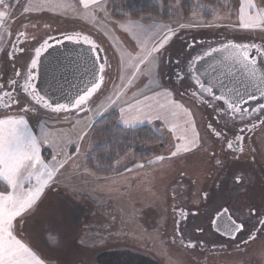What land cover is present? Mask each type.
Instances as JSON below:
<instances>
[{"label":"rangeland","instance_id":"374dc122","mask_svg":"<svg viewBox=\"0 0 264 264\" xmlns=\"http://www.w3.org/2000/svg\"><path fill=\"white\" fill-rule=\"evenodd\" d=\"M223 1L224 6L208 7L211 13L192 9L186 16L176 3L173 15L162 20L151 15L118 19L110 11L109 0L90 3L88 8L81 0H14L17 8L14 17L6 21L7 32L0 28V73L8 68L7 52L14 32L11 26L19 8L33 21L55 24V20H60L62 24L58 23V29L69 28L84 36L92 35L107 57L103 86L86 110L74 111L73 115L44 114L41 110L0 114V118L23 116L28 121L29 129L41 141V158L50 167L67 161L56 172L34 209L14 221L16 234L44 259L53 264H99V253L118 250L145 254L158 264H264V224L260 222L264 216V180L261 178L264 177V126L254 136L257 150L254 155L260 168V175L256 173V187L252 190L245 186L247 188L241 191L236 187L235 201L228 200V187L217 188L222 193L220 199L205 201L201 191L208 192L214 187L219 169L220 144L212 132L215 128L212 111L177 90L174 79L177 74L171 69L170 77L166 78V66H173L177 57L184 65L192 58L191 50L181 57L192 42L197 45L199 40L209 39L217 45L228 41L264 45V13H261L264 5L258 0ZM251 1L257 5L256 9L253 5L250 7ZM227 5H230L228 9ZM25 7L31 10L25 12ZM241 16L244 22L256 17V26L243 27ZM129 21L134 23L129 24ZM165 36L169 39L163 48L139 64L137 71L142 49L150 51ZM180 77L186 78L185 71ZM3 80L0 78L1 82ZM167 83L172 90L164 91ZM146 103L145 108L138 107ZM112 111L119 114V121L127 127L148 122L159 125V122L158 131L167 145L163 148L146 145L144 149L150 150L152 157L136 162L130 152L116 162L110 175L98 176L85 166L92 148L90 130L95 120ZM124 120L130 123L125 124ZM197 135L195 146L187 143ZM177 145L181 151L171 156ZM185 146L191 151H183ZM161 156L165 159L158 160ZM35 184L33 177L30 187ZM182 189H186L183 192L186 207L199 211L188 228L192 225L194 236L190 238H195L191 240L203 238V244L200 242L203 250L198 249L199 246L189 248L176 232L177 217L173 209L180 207L181 197L177 193ZM173 202H176L175 208ZM223 206L228 207L232 215L236 213V219H249L247 223L251 226V221H255L252 229L259 237L243 244L248 227L235 239L225 240L219 236L211 220ZM24 218L26 223L22 221ZM126 256H122L120 264H127Z\"/></svg>","mask_w":264,"mask_h":264},{"label":"flooded vegetation","instance_id":"af4514ba","mask_svg":"<svg viewBox=\"0 0 264 264\" xmlns=\"http://www.w3.org/2000/svg\"><path fill=\"white\" fill-rule=\"evenodd\" d=\"M11 7L14 9L17 8V6L14 5V0H11ZM21 8H19V12L17 11L18 15L16 19H13L11 28L14 30L13 32V40L10 42V46L7 52V60L8 65L7 69H4L3 72L0 73V78L4 79L2 82L0 81V114H17V113H31L36 111H42L46 113H68V114H74L75 112H78L80 108H85L89 105V100L92 99L96 94H98L100 91V88L103 86L104 76L105 72L107 70V60L105 58L106 53L101 46V44L95 40L91 36H87V40L85 45L92 49V55L90 57V60H94V65H98L100 71H101V77H103V80H101V77L98 79L96 84H99L100 87L96 90V92L93 93V95L82 105L74 106V100L72 99L69 102H66L68 100L63 99L60 100V96L51 97L49 96V92L47 87H44L43 89L40 88L38 81L34 78L36 74V70L38 69V66L42 73L45 72L44 68L47 66L46 64V58L48 59L50 56H52V48L54 49V46L52 44H60L61 42L64 43L66 40H68V44L72 46V51L74 52V29L64 28V29H58V23L62 24L60 20H55V24L51 23L48 24L45 21H39L40 24H38V21H33L31 17L28 15H24L22 13ZM14 17V15H13ZM68 37H72L69 39ZM184 36H182L183 38ZM55 39V42H52V40ZM48 41V48L44 51H42L41 56L39 58L38 64L35 69L32 70V79L29 81V83L32 85L28 89V92L26 93L23 90V85L28 79V71L30 68L31 59L35 58V49L40 47V45L45 41ZM183 41L184 38L182 39ZM60 41V43L58 42ZM199 40L197 45H195V42H192L189 46L187 45L188 52L186 53L183 51L181 53V57L187 56L186 54H189V51L191 50V56L192 58L188 60L186 65L180 64L181 60L177 57L175 59V64L173 66L165 65L166 66V78H169L170 76L168 73L170 72V69L173 71V73L177 74L174 76L177 90L182 94H187L188 98H192L193 100L197 101L199 105H202L209 110L212 111V120L214 123V129L216 131H221L225 133V138H218L215 135V140H217L220 144V148L218 150L219 155L217 156V161L220 163H217V167L219 168L216 172V182H213L214 187H212L208 192L201 191V195L204 198L205 201L211 200L214 198L216 201L220 199V195L222 194L221 191H219L217 188L222 189L223 187L229 189V193L227 195L228 200L231 198L232 201H235L236 195H237V188L239 187V191L241 189H245L248 186L252 190L256 187L255 183L257 178V174L260 172L259 163L255 158L254 153H257L256 145L254 142V136L257 131L260 130L261 127L264 126V104H258L256 106H253V102H245L246 100L240 101L239 103L235 104L238 106L241 111L240 112H232L228 109L227 104L225 103V99H217V97H214L211 94L210 88L207 86L202 85L201 83H197L198 79L194 78L193 72H192V61L200 56L206 53L208 50L217 47V46H223L224 44H214L215 42L209 39ZM88 44V45H87ZM239 45H247L244 42L243 43H235ZM255 44V43H254ZM251 45V44H250ZM258 45V44H256ZM180 50V48H178ZM175 50V49H174ZM9 53H12L13 55H9ZM45 56V57H44ZM58 59L60 60L61 57ZM169 62V61H168ZM43 68V69H42ZM91 69H93V66H90ZM89 69V67H88ZM19 72L20 75L17 76L16 72ZM182 71H185L186 78H181L180 75L182 74ZM5 72V73H4ZM103 74V75H102ZM15 80L16 84L12 85L9 83L10 80ZM184 81V85H182V80ZM169 80V79H167ZM33 88H35V91L39 90V92L44 91L40 96L44 98V101L48 104L52 105V108H45L43 106V102L41 104H36L35 100L32 99V97L29 95V93L32 92ZM164 91L167 89L172 90V88L169 86V84H165L163 87ZM174 90V89H173ZM175 91V90H174ZM5 93H9L10 95H5ZM6 96V97H5ZM57 99V100H56ZM14 100H18V103H14ZM54 100V101H53ZM228 101V100H227ZM230 102V101H229ZM72 103V105H71ZM58 105H64L65 107L59 111L55 112L52 109L56 108ZM25 107H27L29 110L25 111ZM211 128V127H210ZM213 132V129H212ZM214 134V132H213ZM238 137H242V139H237ZM227 141L233 142V148L229 149L227 147ZM223 156V159L221 157ZM260 175V174H259ZM240 177V183H236V178ZM261 178L264 180V177L261 176ZM215 180V179H214ZM264 183V182H263ZM264 187V184H263ZM186 189H182L178 196L181 197V200L178 201L180 203V207L177 209H173V213L176 215L177 219L174 224L176 228V232L178 234V237L181 241L185 243L186 246L189 244H192L194 246L189 247L192 249H195L196 246H199L198 249H204L203 246L200 244V242L203 244V238L194 239L191 240L190 236H194L192 234V225L188 228V223L190 221L194 220L192 217L195 214H199V211L195 209H188L186 207ZM174 194V193H173ZM210 201V202H211ZM225 202V201H224ZM176 202H173V207L175 208ZM223 208L228 207H221L217 212L221 211ZM229 209V208H228ZM231 213V211H230ZM252 213H255L252 211ZM215 213L213 215H216ZM232 215V213H231ZM191 216V217H190ZM234 218H236V213L232 215ZM197 217V216H196ZM175 218V217H174ZM212 218V220H213ZM211 220V225H212ZM237 221H240L243 223L244 228L242 231L247 228V232L245 233L246 238L242 241L243 244H246L249 242L250 236H258V232L255 231V229H252L254 222L251 224H248L247 221L249 219L243 220V218H237ZM264 221V216L261 217L260 222ZM182 224V225H181ZM180 225L183 228V232L180 230ZM188 229V230H186ZM186 230V231H185ZM199 232H202V229H198ZM241 231V232H242ZM218 234V233H217ZM223 239H228L223 237L222 235L218 234ZM239 235V234H238ZM173 238V235L171 236ZM197 238V237H196ZM237 238V237H236ZM190 239V240H189ZM245 247V246H244ZM243 247V248H244ZM197 249V248H196ZM206 262V261H205Z\"/></svg>","mask_w":264,"mask_h":264},{"label":"snow or ice","instance_id":"6c2138e0","mask_svg":"<svg viewBox=\"0 0 264 264\" xmlns=\"http://www.w3.org/2000/svg\"><path fill=\"white\" fill-rule=\"evenodd\" d=\"M81 3L85 8H88L90 3H98V0H81ZM30 10V7L24 8L25 12ZM261 13H264V9H261ZM13 14L14 9L11 7V0H0V28L4 29L5 32H7V28H5L6 21L10 19ZM256 19V17H249L248 21L244 22V17L241 16L242 26L245 28L255 27ZM128 23L133 24L134 22L129 21ZM0 38H2V34H0ZM68 38L71 39L72 37ZM168 39L169 37L165 36L164 40L154 46L150 51L145 52L142 49L136 65L137 71H139V64L145 63L148 57L152 56V53L158 52L160 48H163ZM85 40H87L86 37ZM48 46V41L45 40L40 47L35 49V58L31 59L28 79L23 85V90L26 93L28 89L32 87L29 83L33 78L32 70L36 68L42 51L46 50ZM248 47L247 45H236L232 43L223 46L224 49L234 50L232 55L238 62L245 68H249L252 74H255V60L250 58ZM213 51L219 50L213 49ZM9 55L11 56L13 54L9 53ZM101 71H103V69H101ZM16 75L19 76L20 73L17 71ZM133 76H135V73H133ZM101 80H103V77H101ZM9 83L15 85L16 81L13 79L10 80ZM197 83H199V81H197ZM99 87V84H94L84 95L76 99L74 106L84 104ZM5 95L10 94L5 93ZM29 95L35 100L36 104H41L43 102L45 108H52V105L45 102L44 98L35 91V88H33ZM222 98L223 97H217V99ZM13 102L18 103L19 101L14 100ZM225 103L232 112L241 111L234 103L227 100ZM64 107V105H58L52 110L59 112ZM24 110L27 111L29 109L25 107ZM124 123L128 124L130 121L124 120ZM209 127H211V125H209ZM213 132L216 137L225 138V133L216 131L215 129H213ZM237 139H242V137H238ZM187 143L195 146L198 143V135ZM227 147L232 149L233 142L227 141ZM180 151L181 147L177 145L176 151L172 152L171 156L178 155ZM183 151H191V148L185 146ZM55 159L56 157L53 156V161H55ZM157 159L163 160L165 157L161 156L157 157ZM66 162L67 161L60 163L58 167L55 165L50 167L44 162L41 158V141L38 140L37 136L29 129L28 121L23 116H6L0 118V181H3L7 186L4 191H0V264H44V261L36 255L31 247L17 238L14 221H16L17 217H22L24 213L34 209V206L40 200L45 188L53 181L56 172L59 168L63 167ZM217 163L220 162L217 161ZM140 167H143V165H140ZM33 177L36 179V184L26 189L25 182L27 181L28 184L31 185ZM236 183H240V177L236 178ZM8 188H10L11 191H8ZM224 216H228L231 222V231L238 232L243 229L244 225L242 223L238 224L231 219V216L228 215L227 208H223L221 211L217 212L216 219H220ZM216 219L213 220V224L216 223ZM261 223L264 224V221H261ZM249 239H255V236H250ZM188 246L192 247L194 245L189 244Z\"/></svg>","mask_w":264,"mask_h":264},{"label":"water","instance_id":"95a60500","mask_svg":"<svg viewBox=\"0 0 264 264\" xmlns=\"http://www.w3.org/2000/svg\"><path fill=\"white\" fill-rule=\"evenodd\" d=\"M85 37L82 34L74 33V52L71 50L72 46L68 44V40L64 43L58 41L60 44H52L57 46L50 50L52 56L46 58L45 72L42 73L38 66L36 74H33L40 88L47 87L49 96L54 99L57 96H60L62 101L63 99L68 100L66 102L73 99L75 105L76 99L84 95L101 77L98 65L95 66V61L90 60L93 52L85 45L87 43ZM52 42H55V39ZM227 44L229 43L224 45ZM223 46L214 47L192 61L194 78H197L201 85L210 88L214 97H223L234 104L243 100L253 102V106L264 104V48L261 45L247 44L249 56L255 60V74H252L249 68H245L232 55L234 50L224 49ZM213 49L219 51H213ZM58 57L61 59L59 60ZM90 66H93V69ZM36 92L41 95L44 91L37 90ZM83 110H86V107L80 109L79 112ZM228 215L236 223H242L231 215L229 209ZM214 219H216V215ZM213 220V230L228 239H235L243 230L231 231V222L228 216L216 219L215 224H213Z\"/></svg>","mask_w":264,"mask_h":264},{"label":"trees","instance_id":"16d2710c","mask_svg":"<svg viewBox=\"0 0 264 264\" xmlns=\"http://www.w3.org/2000/svg\"><path fill=\"white\" fill-rule=\"evenodd\" d=\"M258 2L264 5V0ZM176 3L185 16L190 14L192 9L207 10L211 13L208 7L225 4L223 0H159V3L156 0H109L108 5L112 15L118 19L151 15L168 20L174 13L173 5ZM229 7L230 5H227L225 8ZM209 13L206 15L208 18ZM157 123L159 125L145 123L127 127L121 124L116 111L98 118L90 130L92 148L87 154L85 166L98 176H107L114 171L116 162L130 152L134 154V162L149 159L153 153L144 149L146 145L156 144L162 148L167 145L165 138L158 131L161 125ZM122 256L128 258L127 264H158L154 259H148L145 254L118 250L99 253L97 261L99 264H120Z\"/></svg>","mask_w":264,"mask_h":264},{"label":"crops","instance_id":"0c3cea01","mask_svg":"<svg viewBox=\"0 0 264 264\" xmlns=\"http://www.w3.org/2000/svg\"><path fill=\"white\" fill-rule=\"evenodd\" d=\"M250 5H253V8H257V5L254 3V2H250L249 3ZM251 12V11H250ZM260 21H262L261 19H260ZM92 36V35H91ZM146 105H147V103L145 104V106H139L138 105V107L139 108H142V107H146ZM149 123V122H148ZM27 184L28 183H25V188L27 187L28 188V186L30 187V185H28L27 186ZM7 186L4 184V182L3 181H0V191H4L5 190V188H6ZM26 188V189H27ZM8 191H11V189L10 188H8L7 189ZM30 211V210H29ZM23 221V223H24V221H25V223H26V219L24 218V220H22ZM15 234H16V232H15ZM20 234V233H19ZM17 235V234H16ZM17 238H19V239H21L22 240V236L20 235H17ZM22 242H24L25 243V241H23L22 240ZM25 244H27V243H25ZM28 245V244H27ZM29 246V245H28ZM29 247H31V246H29ZM32 250L35 252V250L32 248ZM36 253V252H35ZM36 255L41 259V260H43L44 261V264H53V261H48V260H46V259H44L43 257H42V255H40V254H38V253H36Z\"/></svg>","mask_w":264,"mask_h":264}]
</instances>
